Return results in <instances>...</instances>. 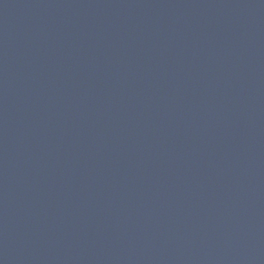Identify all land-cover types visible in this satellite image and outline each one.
I'll use <instances>...</instances> for the list:
<instances>
[{
    "label": "water",
    "instance_id": "1",
    "mask_svg": "<svg viewBox=\"0 0 264 264\" xmlns=\"http://www.w3.org/2000/svg\"><path fill=\"white\" fill-rule=\"evenodd\" d=\"M0 264H264V0H0Z\"/></svg>",
    "mask_w": 264,
    "mask_h": 264
}]
</instances>
